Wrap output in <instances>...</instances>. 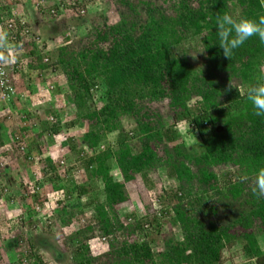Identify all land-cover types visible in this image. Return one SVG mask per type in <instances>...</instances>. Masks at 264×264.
I'll return each instance as SVG.
<instances>
[{
    "label": "trees",
    "instance_id": "trees-1",
    "mask_svg": "<svg viewBox=\"0 0 264 264\" xmlns=\"http://www.w3.org/2000/svg\"><path fill=\"white\" fill-rule=\"evenodd\" d=\"M71 3L79 15L86 13L83 0ZM110 3L117 21L107 24L102 13L103 24L93 27L78 50L64 43L53 50L51 62L37 48L28 54L29 69L58 66L65 79L64 87L39 93L30 86L16 96L25 126H13L9 136L23 148L22 161H39L30 172L40 175L33 190L42 189L46 201L57 195L51 216L61 227L81 215L82 197L90 193L96 201L95 225L73 231L63 248L37 236V249L57 253L59 263L70 257V264H264V198L251 191L264 168V117L255 115L236 88L226 91L230 80L245 90L264 83V44L253 37L228 60L216 27L218 14L258 19L264 15L261 0ZM58 98L62 109L54 106ZM62 111L72 117L62 118ZM124 119L132 122L129 130ZM178 121L191 125L198 148L179 142ZM73 128L84 132L78 142L64 135L72 162L56 161L49 149L53 137ZM5 140L0 138V148L10 143ZM216 168L230 174L220 179ZM80 173L85 181L76 180ZM158 173L156 183L150 177ZM93 181L101 182L102 202L91 192ZM133 188L152 191L154 200L143 204L142 216L122 218ZM164 224L176 233L165 238ZM154 232L165 238L158 250ZM95 236L108 242V251L94 256L88 241ZM16 264L45 263L29 249L18 254Z\"/></svg>",
    "mask_w": 264,
    "mask_h": 264
},
{
    "label": "rangeland",
    "instance_id": "rangeland-1",
    "mask_svg": "<svg viewBox=\"0 0 264 264\" xmlns=\"http://www.w3.org/2000/svg\"><path fill=\"white\" fill-rule=\"evenodd\" d=\"M74 1L75 0H0V15L4 16V21L7 19H12L15 22L23 20L26 28L30 29L29 33L22 37L23 42L21 47L15 45L18 51L16 61L19 62L18 64L20 68H17V70L7 68L12 76H10L11 82H14L16 85L18 93L26 92V88L30 86H36L39 93H43L47 89L52 90L53 88L64 87L65 79L58 66H50L48 69H45L43 73L41 70H32L27 67V62L33 60L28 54L33 51L34 48H37L40 54L44 53L43 56L48 58H52L53 50L64 45V43L70 44L68 46H73L78 50L80 48L79 44H84L82 40L89 36L93 31V27L101 26L103 24V19L101 17L102 13L106 16L107 24L115 23L118 19L113 3L108 5V0H93L91 2L83 0V3L87 5V9L86 13L81 15L77 13V6L75 7V5L74 7L71 5L70 8H68V6L63 7L61 11L55 8L57 4L61 2H65L67 5ZM51 11H57V14L55 12L51 13ZM21 30L22 29L18 32ZM44 44H47L46 50L41 49ZM51 58L49 59L50 62ZM33 98L35 99L36 97L33 96ZM37 101L39 103L42 102L36 100V102ZM54 106L59 109L63 108L61 102H59V98ZM17 108L18 107L14 105L11 112V119H7L5 116V114H8L6 104L0 99V121L4 119L6 125L8 122H14L13 126L18 125L24 114L21 112L23 110L19 111ZM60 114L62 118H65V112L62 111ZM71 117L69 116L66 118L69 119ZM3 123L0 122V125H2V128L4 126V129H7V131L4 132V130L1 129L0 132H4V135H10L11 132L8 131V126ZM22 125L25 126V122ZM123 125L128 130L133 127L132 122L128 119L123 120ZM174 130L178 133L176 126ZM64 131L66 133L63 132L64 134L53 137V140L55 139L56 142L54 143V146L51 147L52 151H50L54 154V159L56 161L62 160L64 163L66 162V164H69L72 162L73 157L70 152L67 151L64 135L66 137H72L78 142V138L82 135L84 130L73 128ZM179 136V142H183L187 149L193 147L198 148L197 144L199 142L198 138H195L196 135H191V143H189L187 137L180 134ZM111 138L112 137L109 139ZM7 142L10 141L7 139ZM6 145L9 146L0 150V198L1 193H3L2 196L4 195L0 205V264H16L18 254L29 249L37 251L45 264H70V257L69 259L66 257L63 263H59V261H56L55 259L56 255H58L57 253L54 255L48 253L45 249H37L35 237H41L42 235L45 237H51L56 240L60 247L63 248L66 237L73 233V231L81 229L82 226L95 225L96 221L93 214V208L96 201L94 202L89 198L91 196L90 193L87 196L82 197L83 210L81 215L77 217L69 227H61L59 222L51 216L57 195L54 194L52 196L49 194L53 199H50L51 197L49 196V201H46V196L42 193V189L33 190L35 182L39 181L40 178L38 173L35 176L31 174H34V171H32V165L36 163L37 157L35 158L36 161L32 160V162H24L20 158L21 155L19 152L17 153L16 151L12 153L11 158L5 157L2 155L3 153H9L11 148L14 150L12 142L6 143ZM139 147L140 146L137 144L134 151H138ZM48 150L49 149H47V151ZM46 155V153L43 154V157ZM110 163H112L111 165L113 167L112 174L120 180L119 174L116 173L115 170L114 161H110ZM22 166L24 167L23 169ZM215 171L220 179H222V176L225 173L230 174V170L225 168H216ZM80 174L76 176V180L78 179V182L85 181V178ZM159 175L160 173H158V175H153L150 178L157 183ZM81 176L82 180L80 179ZM160 180H162V176ZM23 181L27 185L26 188ZM89 186H91V192H95V194L98 195L97 200L102 202L104 197L100 193V190L102 189L101 182L93 181ZM130 194L129 208L122 207L119 212V215L122 218L125 216L124 214L129 215L130 213L142 216L144 214L143 204L146 202L150 203L151 200H154L152 191H148L145 188H141L140 190L137 189V192L136 189L133 188ZM27 195H33L34 197L29 198ZM30 211L34 213L32 219L33 224L31 225L26 221L29 219ZM163 229L165 238L176 233V230H172V228L169 227V224H164ZM22 236L25 237L23 240H21ZM159 236L158 232H154L155 241L158 242L157 250L161 248L165 239L161 236L159 238ZM12 240H14L16 244L11 247L10 243ZM130 240L136 241L137 237L133 236ZM88 245L94 256L108 251V242L104 241L102 237L100 238L99 236H95L88 241Z\"/></svg>",
    "mask_w": 264,
    "mask_h": 264
},
{
    "label": "clouds",
    "instance_id": "clouds-1",
    "mask_svg": "<svg viewBox=\"0 0 264 264\" xmlns=\"http://www.w3.org/2000/svg\"><path fill=\"white\" fill-rule=\"evenodd\" d=\"M71 5L72 4L70 3L68 5V8H70ZM261 7H264V0H261ZM51 12L52 13L55 12L57 14V11H51ZM2 18L0 22V65H5L6 66L5 69L8 73V76H11L7 68H12L15 70H17V68H20L18 64L19 62L16 61L18 51L15 45L21 47L22 42H23L22 40L23 36L20 37L19 39V41H21V45H18V43L14 45L11 44L9 41V33L6 31L7 29L6 24L12 19L10 20L7 19L6 21H4V19ZM13 22L16 24L17 27H20L18 28L17 31H19L22 28L27 29L25 22L23 20H19V22H15V21ZM21 22H23V25H21ZM216 27H217L219 48L222 49L224 58L228 60H231L234 54V50L240 48L242 45H244L246 41H248L249 39L253 37L258 38L259 41L262 44H264V15L259 16L258 19L247 18V17L236 19L234 18L233 15L229 13L218 14L216 18ZM21 33H23V31ZM15 61H16L15 65H9V64L14 63ZM11 84L13 85L14 82L13 83L11 82ZM14 86L16 85L14 84ZM233 88H236L241 96H246L247 101L251 104V106L254 109L255 115L264 117V83H258L256 85L248 87L247 90H245L243 87H236L233 84L232 80H230L226 88V91L230 92ZM17 95H15L14 98L10 102H7V103L4 102L6 104V109L8 111V114H5L6 117H8L9 115L10 116L12 115L11 112L13 110L14 105L17 107H21L20 102L16 98ZM22 120H24L23 117H22ZM22 120L20 119V123L18 125L20 124L22 125L25 122ZM176 129L180 135L188 138L189 143L192 142L191 135L195 136V134L191 130V125H188L186 121H178L176 124ZM14 142L15 141L12 140V144ZM16 146L14 145L13 146L14 150H12L11 148V151L6 154L8 158L10 154L14 153V151H16L17 153L19 152V154L24 153L22 147L18 145ZM242 179L246 180L247 178L244 177ZM251 191L253 195L256 197V199L259 200V199L264 198V168H261L257 172ZM2 194L3 193H1L0 205L4 197V195L2 196ZM6 196H7V193H6Z\"/></svg>",
    "mask_w": 264,
    "mask_h": 264
},
{
    "label": "built area",
    "instance_id": "built-area-1",
    "mask_svg": "<svg viewBox=\"0 0 264 264\" xmlns=\"http://www.w3.org/2000/svg\"><path fill=\"white\" fill-rule=\"evenodd\" d=\"M83 14V12L81 13ZM6 31L9 33V41L11 44H17L21 45V41H19L20 37L24 36L25 34L27 35V33H29L28 29L22 28L23 33L19 32L18 33V28L16 24L13 22V20H10L9 22H7L6 24ZM21 25H23V22H21ZM19 34V35H18ZM45 61H47L45 59ZM16 61L12 64L9 65H15ZM5 65H0V99L3 102H10L15 95L18 94L17 92V88L16 86H14V84H11V80H10V76H8V73L5 69ZM44 72V70H42V73ZM23 149V148H22Z\"/></svg>",
    "mask_w": 264,
    "mask_h": 264
},
{
    "label": "crops",
    "instance_id": "crops-1",
    "mask_svg": "<svg viewBox=\"0 0 264 264\" xmlns=\"http://www.w3.org/2000/svg\"><path fill=\"white\" fill-rule=\"evenodd\" d=\"M18 110L21 111V110H22V107H18ZM21 112H23V111H21ZM9 118L11 119V116H10V115L7 117V119H9ZM0 122H2V123L4 122L3 124H5V120H4V119H3L2 121H0ZM5 125H6V124H5ZM13 125H14V122H13V123H12V122H8V123H7L6 126H8V128H9L8 131L11 132V128H10V127H12ZM1 126H2V125H1ZM4 128H5V127L3 126V130H4V132H6L7 129L5 130ZM0 131H1V130H0ZM4 132H3V133L0 132V138H3V139L5 138L6 140L8 139V141H10V143H11V141L14 140L13 137H12V136L9 137V134H8V135H4V134H5ZM6 140H5V142H7ZM7 146H9V145H6V144H5L3 147L0 148V150H2L4 147H7ZM53 146H54V144H53L51 147H53ZM51 147H49V149H50ZM6 156H7V155H6ZM0 157H1V156H0Z\"/></svg>",
    "mask_w": 264,
    "mask_h": 264
}]
</instances>
